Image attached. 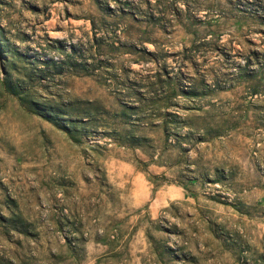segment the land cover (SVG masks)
I'll return each mask as SVG.
<instances>
[{
  "label": "rangeland",
  "instance_id": "1",
  "mask_svg": "<svg viewBox=\"0 0 264 264\" xmlns=\"http://www.w3.org/2000/svg\"><path fill=\"white\" fill-rule=\"evenodd\" d=\"M0 264H264V0H0Z\"/></svg>",
  "mask_w": 264,
  "mask_h": 264
}]
</instances>
